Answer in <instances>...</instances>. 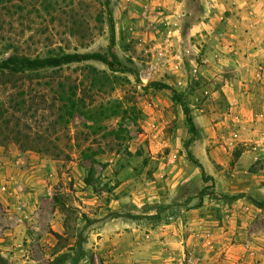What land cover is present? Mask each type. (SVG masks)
I'll return each mask as SVG.
<instances>
[{
	"label": "crops",
	"instance_id": "crops-1",
	"mask_svg": "<svg viewBox=\"0 0 264 264\" xmlns=\"http://www.w3.org/2000/svg\"><path fill=\"white\" fill-rule=\"evenodd\" d=\"M185 3L180 45L160 18L144 21L152 59L141 77L175 80L193 132L173 90L150 88L143 131L128 160L109 157L102 181L0 147V226L14 222L0 230L2 254L44 226L66 236L70 204L77 264H264V0ZM59 181L73 200L65 211L53 201ZM70 245L53 256L70 258ZM30 253L20 262L36 263Z\"/></svg>",
	"mask_w": 264,
	"mask_h": 264
},
{
	"label": "rangeland",
	"instance_id": "rangeland-1",
	"mask_svg": "<svg viewBox=\"0 0 264 264\" xmlns=\"http://www.w3.org/2000/svg\"><path fill=\"white\" fill-rule=\"evenodd\" d=\"M143 0H2L0 2V61L12 52L31 57L45 56L61 50L79 53H100L108 56L116 71L108 69L100 61L90 60L98 69H105L111 75V82L90 87V76L83 69L85 62L63 66L55 72H41L40 77L0 78V105L7 108L5 120H1L0 147L4 152L20 150L14 137L8 135L13 129L31 133L32 140L38 144L52 142L58 147L59 156L37 152L42 157L55 160L58 173L70 172L75 168L80 171V178L85 182L102 181V171L108 165L109 157L118 158L119 162L128 160V147L133 137L143 131L140 122L143 119L144 106L151 101L149 97L152 77L142 79L143 70L152 59L148 39L142 31L146 18L141 14ZM188 10V8H186ZM188 12V11H187ZM189 13H187L188 15ZM187 25V20L185 21ZM154 40H152L153 42ZM115 55L117 61L111 58ZM76 80L81 84L80 96L92 105L103 103L106 108L114 109L121 105L119 116L102 119L98 124L76 115L68 125L57 124V103L55 89L59 81L71 83ZM101 81V80H100ZM161 82V81H157ZM174 86L175 80L169 81ZM173 82V83H172ZM172 88V87H171ZM152 91V90H151ZM25 100L22 105L21 100ZM91 125H97L95 130ZM170 131L169 127H167ZM95 131V132H94ZM110 131L115 134H111ZM118 135L120 138L115 137ZM54 150V149H52ZM61 150V151H60ZM32 151V150H27ZM36 152V151H34ZM53 152V153H52ZM83 152L88 154L83 156ZM61 181L57 182L53 201L66 210L64 203L72 202L71 193L63 195ZM70 183L67 181V185ZM74 182L70 184L71 188ZM96 187V185H95ZM102 187V186H101ZM108 187L104 182L102 188ZM49 196V195H48ZM52 200L46 199L45 202ZM63 204V207H62ZM50 207V204H49ZM66 212V236L56 237L51 227H43L48 235L37 233L34 237H21L19 246L14 245L3 254L11 264H74L79 251L76 240L74 209ZM3 214L0 211V222ZM6 222V221H5ZM13 224V225H12ZM0 226L14 227V222ZM39 230V228L37 229ZM45 236V238H44ZM43 237L42 240L38 238ZM73 249L68 253H53L65 247ZM41 251V252H40ZM36 263H21L25 253ZM34 253V256L32 255ZM14 254L17 256L14 258ZM23 256L22 258H20ZM67 262V263H66Z\"/></svg>",
	"mask_w": 264,
	"mask_h": 264
},
{
	"label": "trees",
	"instance_id": "trees-1",
	"mask_svg": "<svg viewBox=\"0 0 264 264\" xmlns=\"http://www.w3.org/2000/svg\"><path fill=\"white\" fill-rule=\"evenodd\" d=\"M2 2V0H0ZM111 58L114 61L116 60L115 55H111ZM90 60H96L106 64L108 69L114 73L116 69L114 68V63L108 58V56L100 53H79V52H66L59 51L56 53H51L45 56H28L25 54H19L18 52H12L9 56L0 61V78H15V77H40L41 72L47 70H54L57 72L62 69L63 66L70 65L72 63H82ZM83 69L87 70L88 76H90V87H95L97 79L100 78L99 84L104 85L105 83L111 82V75L105 69H98L90 63L84 64ZM150 85H154L156 89L169 88L172 89L168 84L152 81ZM81 84L76 80L71 83H66L64 81H59L55 89V101L57 103V124L68 125L69 122L76 116H82L87 120L92 121L94 124H98L102 119H110L113 117H118L119 108L122 107L120 104L116 105L114 109L106 108L103 103L100 105H88L85 98L80 96ZM173 90V89H172ZM173 99L181 103L183 106L184 113L187 118V122L190 125V131L193 132L192 120L189 115L188 109L186 108L185 102L179 96V94L173 90ZM22 105L25 103V100H21ZM7 108L2 104L0 105V129H1V120H5ZM97 125H91L90 128L95 130ZM95 132V131H94ZM111 134H115L113 131ZM10 137H14V142L19 145V148L22 151L32 150L36 152H46L51 153L54 151V154H51L54 158L58 157L60 152L56 144L48 142L47 144H38L36 140H32V134L22 132L20 129H13L8 133ZM116 139L120 138L117 134L115 135ZM54 149V150H52ZM61 151V150H60ZM53 153V152H52ZM83 152V156H87ZM88 183V182H87ZM56 237H60V234L53 232ZM77 248L80 249V241L77 242ZM80 251V250H79ZM77 257V256H75ZM78 257L73 261L74 264H77ZM0 264H11L10 261L1 253L0 250Z\"/></svg>",
	"mask_w": 264,
	"mask_h": 264
},
{
	"label": "built area",
	"instance_id": "built-area-1",
	"mask_svg": "<svg viewBox=\"0 0 264 264\" xmlns=\"http://www.w3.org/2000/svg\"><path fill=\"white\" fill-rule=\"evenodd\" d=\"M186 0H143L140 4L141 14L148 19L150 16L158 17L161 23L167 28L168 37L175 36L177 44L183 41L180 35V22L187 15ZM211 8H215L219 0H207ZM251 12V7L247 9ZM224 17L222 16L221 19ZM171 42L169 46H173ZM182 59V56L179 57ZM196 72V69H193ZM169 218H172L170 215Z\"/></svg>",
	"mask_w": 264,
	"mask_h": 264
}]
</instances>
